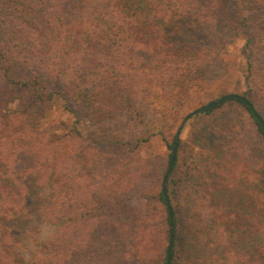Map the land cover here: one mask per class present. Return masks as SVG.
<instances>
[{
  "label": "trees",
  "instance_id": "trees-1",
  "mask_svg": "<svg viewBox=\"0 0 264 264\" xmlns=\"http://www.w3.org/2000/svg\"><path fill=\"white\" fill-rule=\"evenodd\" d=\"M237 32L250 52L247 82L252 59L264 66V0H0V264L101 262L118 249L123 264H166L170 221L161 182L170 154L160 170L158 156L141 151L153 134L140 111L160 100L161 112L149 114L160 116L161 128L178 127L185 114L178 102L189 110L191 94L228 74L226 34ZM240 96L249 105L231 101L264 142L258 112ZM55 99L85 105L90 124L76 113H67L71 122L45 123L41 112ZM178 162L165 181L170 264H218L226 256L264 264V169L250 196V238L258 243L242 255L234 246L211 255L177 207L171 177ZM212 210L211 223L235 238L237 216L228 206ZM33 224L55 232L26 262L11 234Z\"/></svg>",
  "mask_w": 264,
  "mask_h": 264
},
{
  "label": "rangeland",
  "instance_id": "rangeland-1",
  "mask_svg": "<svg viewBox=\"0 0 264 264\" xmlns=\"http://www.w3.org/2000/svg\"><path fill=\"white\" fill-rule=\"evenodd\" d=\"M245 22L250 28V16ZM240 33L226 34L227 43L230 44L224 57V65L227 66L225 70L228 73L224 79L209 86L204 85L201 90L191 94L189 98L192 99V106L189 110L182 103L178 102L176 105L179 113H185L184 118L195 108L231 93L245 95L264 118V66L258 59H252V79L245 81L248 74L245 55L250 52L246 51L245 39ZM255 47L256 52L262 48L258 42ZM162 107L163 103L159 100L148 110L140 111L148 113L142 125L149 134H153L150 142L143 145L141 151L158 156L160 161L156 164V169L160 170L165 169L167 157L171 153L167 145L172 143L173 136L182 122L174 129L161 128L160 116L149 113H160ZM41 113L45 115V123L57 120L71 122L67 113H76L83 123L90 124L86 106L77 100H67L63 103L55 99ZM160 131L162 135H158ZM179 139V162L171 179L177 186V207L184 211L189 230L197 231L198 235L203 237L201 239L208 246L207 249H210L211 255L214 252L217 255H227L226 250L232 246L236 247L235 251L241 255L250 252V242L258 243L250 238V196L258 192L255 191L254 182L262 180L258 174L264 169V142L257 134L249 115L235 101H226L210 115L200 113L192 116L185 123ZM194 169H199V172L197 177L191 180L188 172L191 174ZM147 175L150 176L151 173ZM227 206L237 216V225H232L238 229L235 238L223 234V228L215 227L210 221L212 209ZM54 232L52 227L37 224L25 229L19 227L18 231L11 234L14 238L13 247L26 262L31 261L42 254L43 245ZM213 245L217 247V251L212 250ZM108 258L105 261L92 262L90 259L78 257L70 264H123L119 249ZM218 264L234 263L228 261L226 256L225 261Z\"/></svg>",
  "mask_w": 264,
  "mask_h": 264
},
{
  "label": "water",
  "instance_id": "water-1",
  "mask_svg": "<svg viewBox=\"0 0 264 264\" xmlns=\"http://www.w3.org/2000/svg\"><path fill=\"white\" fill-rule=\"evenodd\" d=\"M233 99H239L241 102L248 104V102L246 101V99L238 94H226L218 99L209 101L207 104H205L204 106L195 109L194 111L188 113L185 118L183 119V121L181 122V124L179 125L174 138H173V144H172V149H171V153H170V159H169V163L167 166V169L162 177V197L164 202L166 203L167 209H168V216H169V221H170V234H169V242H168V246H167V257H166V264H170L171 261V256H172V249H173V242H174V228H173V222H172V209L170 207V203H169V199L167 197V193H166V189H165V181L166 178L168 177V175L170 174L174 162L176 160V156H177V149H178V141L180 138V134L181 131L185 125V123L194 115L196 114H200V113H209L210 111L214 110L217 106L221 105L222 103L229 101V100H233ZM250 109H252L251 106H249ZM254 113V117L257 120L258 124L260 125V127L264 130V123L260 117V115L258 113H256L253 110Z\"/></svg>",
  "mask_w": 264,
  "mask_h": 264
}]
</instances>
